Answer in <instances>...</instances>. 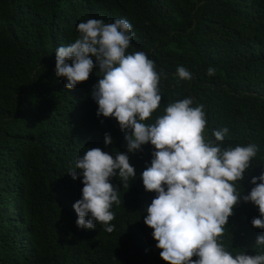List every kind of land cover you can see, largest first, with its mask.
Returning a JSON list of instances; mask_svg holds the SVG:
<instances>
[{"label":"trees","instance_id":"1","mask_svg":"<svg viewBox=\"0 0 264 264\" xmlns=\"http://www.w3.org/2000/svg\"><path fill=\"white\" fill-rule=\"evenodd\" d=\"M91 18L127 19L135 35L126 54L142 51L154 61L162 100L144 123L191 97L192 107L204 106L206 142L227 127L215 142L222 148L257 146L245 178L235 182L242 196L264 171V0H0V264H166L143 222L156 193L144 189L140 174L154 146L127 152L117 121L96 115L98 68L71 90L55 74V50L73 43L77 25ZM179 66L191 80L178 77ZM105 133L112 144H104ZM94 147L127 154L136 173L129 185L118 170L110 178L121 199L111 208V233L101 223L76 225L82 177L68 172ZM259 215L241 200L218 243L233 257L264 254L255 244L264 230L251 224Z\"/></svg>","mask_w":264,"mask_h":264},{"label":"clouds","instance_id":"2","mask_svg":"<svg viewBox=\"0 0 264 264\" xmlns=\"http://www.w3.org/2000/svg\"><path fill=\"white\" fill-rule=\"evenodd\" d=\"M77 32L73 43L55 50V74L65 78V88L71 90L98 68L102 75L91 89L96 115L117 121L127 152H139L147 143L154 146L150 166L140 176L144 189L156 193L143 222L153 229L160 258L166 264H264V254L233 257L217 241L241 200L257 206L260 215L251 224L264 230V171L251 177L254 187L247 195L242 196L235 184L245 178L257 146L222 148L227 127L212 133L220 143L206 142V112L202 104L192 107L191 97L169 103L164 115L152 124L144 123L162 100L160 73L146 53L126 54L135 35L132 24L127 19L105 23L91 18L80 22ZM215 72L214 67L207 69L209 76ZM176 73L182 80L192 79L183 66ZM112 143L105 133L104 144ZM75 169L68 174L74 180L82 177L83 184L81 198L73 204L77 227L91 230L101 223L111 233L114 226L109 222L117 218L111 208L121 199L110 178L117 176V170L125 185L135 178L128 155L88 148L77 157ZM255 244L264 245V234L256 237Z\"/></svg>","mask_w":264,"mask_h":264}]
</instances>
